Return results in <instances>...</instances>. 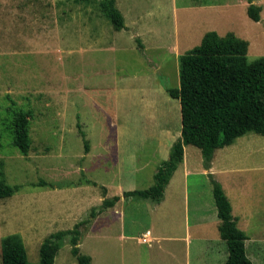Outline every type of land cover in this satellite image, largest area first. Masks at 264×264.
I'll list each match as a JSON object with an SVG mask.
<instances>
[{
    "label": "rangeland",
    "instance_id": "374dc122",
    "mask_svg": "<svg viewBox=\"0 0 264 264\" xmlns=\"http://www.w3.org/2000/svg\"><path fill=\"white\" fill-rule=\"evenodd\" d=\"M116 1L129 25L123 34L116 32L104 13L102 0H0V160L4 161L7 182L22 186L13 198L0 199V239L20 233L32 263L40 261V247L47 236L74 228L93 206L102 204L103 186L82 185L91 180L82 170L86 152L78 122L100 150L112 124L119 123L117 129L122 133L128 129V123L118 119L119 108L112 107L111 87H140L149 72L157 73V82L163 87L180 83L172 63L153 73L154 55L148 58L136 48L132 38L138 36L133 25H154L158 37L169 42L178 37L182 53L215 30L248 40L250 60L264 55V0H253L262 7L261 21L249 17L248 0ZM118 35L125 37L122 44L111 42ZM151 36L157 37L153 34L143 39L148 42ZM18 109L32 111L27 155L13 143L14 112ZM216 163L233 214L240 217L239 227L249 237L248 255L255 264H264V135L250 132L237 138L218 152ZM127 169L129 166L123 165V170ZM88 175L108 182L111 196L121 190L115 172L93 170ZM40 179L57 189L35 186ZM63 186L67 188H59ZM149 201L135 196L126 204V227L134 236L151 224L146 207ZM105 217L94 221L80 238V249L93 258V264L117 261L112 257L113 238L123 222ZM156 230H165L161 220ZM221 241L218 258L213 251L195 249L193 264L224 262L229 251L226 241ZM125 243L148 246L137 237ZM140 250L123 253L119 259L132 261ZM55 264H78L70 237L64 239Z\"/></svg>",
    "mask_w": 264,
    "mask_h": 264
},
{
    "label": "crops",
    "instance_id": "0c3cea01",
    "mask_svg": "<svg viewBox=\"0 0 264 264\" xmlns=\"http://www.w3.org/2000/svg\"><path fill=\"white\" fill-rule=\"evenodd\" d=\"M119 9L123 12L122 8L119 7ZM126 26L129 27L128 24ZM133 27L137 29L138 37L135 39L133 36L132 39L134 43L138 44L136 48L139 52L146 56L154 55L153 73L172 63L175 73L179 75V57L183 54L179 38H172L173 40L169 42V40L158 37L157 27L154 25L150 27L148 23H139L138 26L133 25ZM125 31L126 29L120 30L119 34H123ZM153 34H156V39L152 36L148 42L143 39V37ZM124 39V36L118 35L111 42L122 44ZM137 39L142 42L143 48L139 46ZM147 57L149 58V56ZM155 75L151 72L146 73L147 77L143 83L139 84L140 87H111L113 92L110 101L113 104L112 107L119 108L117 110L118 119L123 118L128 123L126 132L122 133L117 129L119 123L112 124L111 131L105 135L103 145L98 150L85 131L91 146L89 152L86 153L82 170L88 180H91V184L82 185H91L97 189L103 186L105 191H101V202L105 197L112 198L115 195L111 196L112 186L108 182L103 181V178L95 180L88 175L93 170L105 172L107 169L108 173L111 171L116 173L117 186L121 189L118 191L121 199L115 206L102 212L93 220L96 223L106 216L104 219L107 221L112 218L115 221L121 219L123 222V226L118 228L119 232L117 231L116 237L113 238L112 257L113 259L117 257V261L113 260L112 264H193L191 258L193 250L202 249L209 253L213 251L217 256L219 247L223 244L219 231L221 220L218 216L211 181V174L219 180L216 173L218 169L216 158L222 148L215 151L211 167L207 169L201 149L192 144L186 145L184 160L167 185L164 199L160 203L151 200L150 204L146 203L151 224L146 226V230H142L140 236H134L133 230L126 227V204L131 202L134 196L124 197V192L150 187L154 183V174L159 164L170 157L173 144L182 135L181 101L170 96L167 87L160 85ZM122 105H126L129 108L128 111L121 110ZM122 155H124L123 159ZM123 165H128L129 169L124 171ZM130 166L132 167L130 168ZM47 187L57 189L51 186ZM64 187L66 186L59 188ZM224 189L226 190V186ZM15 195L9 198H13ZM236 217L239 225L240 217ZM160 220L165 228L162 233L156 230V225ZM148 231L150 232L148 242H144V234ZM154 232L157 233V236H154ZM136 237L138 242L146 243L148 246L138 247L125 243L126 240ZM201 244L205 248H200ZM136 248L141 250L137 254H133L132 261L122 260L123 253L131 254ZM119 256L122 259H119ZM145 256L147 262L143 263ZM225 261L221 264H224Z\"/></svg>",
    "mask_w": 264,
    "mask_h": 264
},
{
    "label": "trees",
    "instance_id": "16d2710c",
    "mask_svg": "<svg viewBox=\"0 0 264 264\" xmlns=\"http://www.w3.org/2000/svg\"><path fill=\"white\" fill-rule=\"evenodd\" d=\"M248 2L249 17L261 21L262 7L253 0ZM101 6L115 30L127 29L116 0H102ZM137 42L143 48L139 39ZM248 51V40L233 32L220 35L212 30L204 34L200 44L180 55V85L168 87L167 90L170 96L181 101L182 135L173 144L170 157L159 164L154 174V183L145 189L125 191L124 197L138 196L160 203L173 174L184 160L186 145L192 144L201 149L204 165L209 169L217 149L233 144L237 138L250 132L264 135V55L250 60ZM31 116L32 111L18 109L14 112L13 143L24 155L29 153L31 146ZM78 127L85 152L88 153L90 143L87 134L80 122ZM211 181L221 220L220 235L226 241L229 251L224 264H255L248 255L249 237L238 225L230 198L222 183L212 174ZM34 185L55 188L45 179H40ZM21 188L20 184L11 185L7 182L4 161L0 160V199L13 196ZM120 199V195L105 197L102 204L91 208L88 216L76 223L74 228L59 230L47 236L41 244L38 263L29 261L20 233L3 237V264H55L56 256L67 237H70L71 252L77 263L93 264L92 257L80 249L81 235L99 214L114 207Z\"/></svg>",
    "mask_w": 264,
    "mask_h": 264
},
{
    "label": "built area",
    "instance_id": "2783aa9c",
    "mask_svg": "<svg viewBox=\"0 0 264 264\" xmlns=\"http://www.w3.org/2000/svg\"><path fill=\"white\" fill-rule=\"evenodd\" d=\"M149 235H150V232L149 231L144 234V237H143V241L144 242H148Z\"/></svg>",
    "mask_w": 264,
    "mask_h": 264
}]
</instances>
